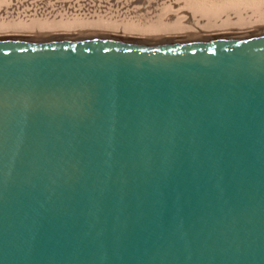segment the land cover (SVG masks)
Masks as SVG:
<instances>
[{"label":"water","instance_id":"95a60500","mask_svg":"<svg viewBox=\"0 0 264 264\" xmlns=\"http://www.w3.org/2000/svg\"><path fill=\"white\" fill-rule=\"evenodd\" d=\"M0 264H264V31L0 37Z\"/></svg>","mask_w":264,"mask_h":264},{"label":"bare ground","instance_id":"6f19581e","mask_svg":"<svg viewBox=\"0 0 264 264\" xmlns=\"http://www.w3.org/2000/svg\"><path fill=\"white\" fill-rule=\"evenodd\" d=\"M258 31H264V0H0V37L173 38Z\"/></svg>","mask_w":264,"mask_h":264},{"label":"rangeland","instance_id":"374dc122","mask_svg":"<svg viewBox=\"0 0 264 264\" xmlns=\"http://www.w3.org/2000/svg\"><path fill=\"white\" fill-rule=\"evenodd\" d=\"M228 1H229L230 3H231V2H235V3L238 2V0H232V1H231V0H228ZM249 1H250V0H249ZM254 1H257V0H254Z\"/></svg>","mask_w":264,"mask_h":264}]
</instances>
